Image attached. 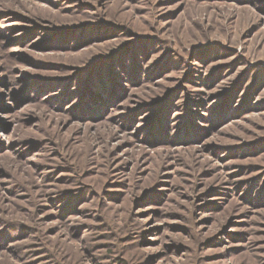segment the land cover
I'll return each instance as SVG.
<instances>
[{"label": "rangeland", "instance_id": "rangeland-1", "mask_svg": "<svg viewBox=\"0 0 264 264\" xmlns=\"http://www.w3.org/2000/svg\"><path fill=\"white\" fill-rule=\"evenodd\" d=\"M0 264H264V0H0Z\"/></svg>", "mask_w": 264, "mask_h": 264}]
</instances>
